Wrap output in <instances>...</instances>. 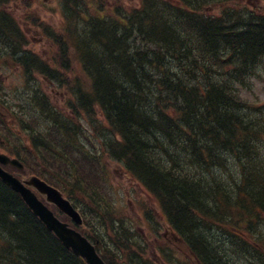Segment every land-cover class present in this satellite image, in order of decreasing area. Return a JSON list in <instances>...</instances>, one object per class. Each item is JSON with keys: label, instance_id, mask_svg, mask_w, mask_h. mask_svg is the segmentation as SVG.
I'll return each instance as SVG.
<instances>
[{"label": "trees", "instance_id": "1", "mask_svg": "<svg viewBox=\"0 0 264 264\" xmlns=\"http://www.w3.org/2000/svg\"><path fill=\"white\" fill-rule=\"evenodd\" d=\"M69 1L61 0L66 17L72 15L64 28L75 27L78 19L89 28L77 27L80 45L72 47L62 62L70 68L74 57L89 75L80 87L66 90L67 106L79 116L83 110L91 112L89 120L99 115L110 133L102 141L107 148L102 158L83 150V160L92 163L90 176H105L102 159L119 163L159 202L167 223L200 264H264V99L247 98L254 94L253 82L264 71V10L250 12L242 0H227V5L222 0H148L146 8L137 1L130 10L121 5L113 8L110 0H71L70 6ZM233 3L236 15L227 10L233 9ZM157 11H165L164 16H157ZM108 20L119 35L101 32ZM177 32L181 38H191L179 48L177 67H162L154 74L148 65L127 64L120 58L129 56L133 48L136 52L157 46L171 51L169 38ZM14 34V40H23L19 32ZM118 36L123 41L107 43V38ZM89 52L96 57L94 66L86 63ZM242 66L244 76L233 79ZM38 73L53 74L48 67ZM105 76H113L107 92L101 87ZM180 79L192 85L185 89L177 82ZM31 89L41 87L35 84ZM92 94L99 103L96 109ZM244 96L247 101L242 102ZM31 99L25 97L16 104L18 111L12 114L24 129L29 124L25 130L32 152L15 145L10 153L65 192L71 190L70 183L75 182L74 189L84 186L81 178L77 184L80 176L72 173L74 168L79 170L71 158L76 154L77 134L82 133L75 122L78 118L60 130L62 116L48 99L41 113L30 120L25 108ZM53 121L57 125L50 126ZM62 160L66 177L60 176ZM14 217L15 211L13 223L0 217V264H11L9 253L32 260L30 264H75L72 253L36 217L28 219V230ZM118 235L125 242L115 243L116 252H109L116 261L149 264L141 258L146 250L130 230L121 227ZM1 236L13 239L5 254ZM103 256L108 259L106 253Z\"/></svg>", "mask_w": 264, "mask_h": 264}, {"label": "bare ground", "instance_id": "2", "mask_svg": "<svg viewBox=\"0 0 264 264\" xmlns=\"http://www.w3.org/2000/svg\"><path fill=\"white\" fill-rule=\"evenodd\" d=\"M71 1V0H70ZM69 1V6H70ZM137 1L141 3L143 8H146V4L148 0H110V4L113 6V8L118 7L121 5L127 10H130V7H137ZM153 1V0H152ZM158 3H166L167 0H155ZM230 1L222 0L223 5L229 4ZM154 5V3H152ZM72 5V3H71ZM162 7L164 4H160ZM190 5V4H189ZM197 4H195L196 6ZM234 7L233 9L228 8V13L231 15H236L237 12L234 10L236 8V5L233 3ZM130 6V7H129ZM194 6V7H195ZM6 7L9 9L8 2L6 0H0V53L6 54V56L18 60V62L14 61L13 65L10 67H13L16 69L18 74L21 75L25 81L30 84L35 81V74L39 71H43L46 69L49 62H57L62 67H65V64L62 62V58L68 57L71 52V48L75 46L80 45V36L77 34V27L81 26L84 28H89L88 24L84 22L82 19H78L76 22L75 27H69L64 28V30L61 31L59 36H52L50 35V32L47 28H44V25H41L40 21L36 20L37 27L42 28L41 30L47 35V39H49V42L53 44V51L49 53V56L52 57L51 59L49 57H44L43 55L36 53L31 50L29 47V40L23 39V40H14L15 34H14V27L10 24L8 17L3 13V11L6 9ZM110 7L112 11L114 9ZM76 11V10H75ZM250 12L254 11L252 9H249ZM255 12V11H254ZM165 11H157L156 15L163 17ZM72 15H69L68 22L71 21ZM82 20V21H81ZM90 25V24H89ZM103 26L100 27L101 32L103 34H114L119 35V29H115V25H113V21L108 20L102 24ZM191 40L190 37L181 38L180 35H178V32L171 35L169 38V41L173 42L170 46L171 51H167L164 49H159L157 46H149L146 47L145 50H139L134 51L135 49H131V54L129 56H120L121 59H125L123 63H131L133 65H140L145 66L148 65L153 69L154 74H157L161 72V69H165L162 67H177L176 65V58H178L179 54V48H183L189 41ZM17 41L15 44L18 45V47H14V42ZM107 43L117 41L121 42L123 41V36H118L115 38H107ZM48 53V51H47ZM26 57H22L24 55ZM31 54V55H30ZM96 59L93 52L87 53L85 56V60L87 65L94 66L93 60ZM38 65V66H37ZM240 65V64H239ZM36 66L35 68H38L39 71H35V68H32ZM90 69V68H87ZM246 68L242 66L239 70L235 72V75H233V79L240 78L244 76ZM251 74L248 73V75ZM89 73L84 71V73L81 70V73L78 74V71H74L70 68H58L56 71L53 72L49 83L43 87L42 89L36 90L35 92L31 93V90L26 91L25 97L31 96V101L28 102L27 107L25 108V112L27 114H31L28 119L31 120V117L33 114L41 113L43 107L45 106V103L49 99L51 102V95L55 93L56 91L60 90H73L75 87H80L83 83V81L88 78ZM178 83L183 84L185 86V89L187 87L191 86L192 83H190V80L188 79H180L177 80ZM255 85V84H254ZM113 86V76H105L103 77L101 87L102 91L107 92L109 89ZM46 88H50V92L46 91ZM6 90L4 87H1L0 89V99H5L3 96V93H5ZM92 98V107L93 109H96L99 106L98 101L94 99V95H91ZM242 102L247 101L245 97H242ZM51 113V111L49 112ZM62 118H60V130L66 128L71 121H74L75 118H78L75 120V122H79L80 130L82 133H78L75 143V150L77 154H81V151L85 150L86 153H104L105 147L104 144H102V141L109 137L110 133L108 129L106 128L105 124L99 123V125H102L103 127H95L93 126L94 123H92V120H89L87 117L91 116V112H88L87 110H83L82 115L72 114L66 116L61 114ZM81 118V119H80ZM57 125V122L53 121L50 123V126ZM90 128L87 129V126ZM25 129H29V124H25ZM22 132V131H20ZM0 137L3 140L11 141L15 139L14 136L9 134H0ZM70 139V137H69ZM93 139L96 140V143H92ZM37 141H41V138L39 135H37ZM95 154L91 155L94 156ZM62 160L60 162V168L63 172H65V164ZM5 172L10 174V171L8 169H4ZM52 172V170H49ZM82 172L84 170H81ZM54 174V173H51ZM79 180L77 181V184H80V178L83 181L84 186L74 189L75 182L70 183L69 186L71 187V190L67 188L66 192L68 196H72L73 193L79 189L80 191V197L75 202L76 206L74 209L73 215H65L62 212H57L53 215V217L59 222H65L68 221L71 223L72 227L81 230L87 234V236L84 238L86 242L91 244V247L93 248L94 252L96 254H101L98 257V261L100 260L103 264H109L111 261L109 259H106L103 254L106 253V255L112 250L111 244L109 243L106 233L101 228V220L99 218V215L97 212L90 213L88 211V206L95 205L98 202V196H100L104 190L107 188L110 192H112L110 186H108V180L105 176H100L99 174L95 176H90L89 172H83L81 175L79 174ZM85 178V179H82ZM44 179V178H43ZM29 178L23 179L20 181V183L26 187L30 188L31 185L27 183ZM88 180V181H87ZM90 182V183H89ZM44 184L48 185L50 184L47 180L44 179ZM62 186V185H61ZM64 187V186H62ZM85 187V188H84ZM64 191L63 188H60ZM257 191H261L260 188H256ZM19 192L14 189L11 185H9L6 182H3L0 178V209L5 212H0V217L3 216L4 221L7 222V220L10 223L13 216L14 211L17 214V218L14 217V219H17V222L21 224L22 227L25 225L27 226V229H29V220H31V217L35 216L33 210L27 205L26 200L21 197L19 198ZM48 210L49 207L44 205ZM155 209L159 210L161 209L159 202L156 201L155 203ZM152 212L150 210H147L145 212V216L151 214ZM5 216V217H4ZM21 219V220H20ZM44 226V225H43ZM12 227V226H11ZM45 227V226H44ZM47 230V228L45 227ZM14 231V230H13ZM219 237V236H218ZM82 238V237H81ZM33 241H36V238H32ZM221 239V237H219ZM13 240V239H12ZM10 238L1 236V253L5 254L9 252L12 248L13 241ZM85 242V241H84ZM60 244L69 250L72 253V261H74L75 264H91L89 263L86 258L81 255L80 252L75 253L72 247L66 246L62 241H60ZM23 255V254H22ZM9 260L11 264H30L32 260L28 258H22V256L18 255L17 253H9ZM111 264H123L119 261L113 262Z\"/></svg>", "mask_w": 264, "mask_h": 264}, {"label": "rangeland", "instance_id": "3", "mask_svg": "<svg viewBox=\"0 0 264 264\" xmlns=\"http://www.w3.org/2000/svg\"><path fill=\"white\" fill-rule=\"evenodd\" d=\"M253 2L254 0H246L244 3L250 5ZM8 5L9 9L6 7V10L11 12V14L16 18V20L20 24L21 29L27 34V37L29 39V47L31 48V50L43 56H48L51 59L52 57L49 56V53L53 51V44L49 42V39H47V36L45 34L41 33V30L39 28L35 27L33 24L27 21V19L35 18L37 21H40L41 25L53 27L55 30L59 29L62 23L65 21V18L60 15L61 13L59 7V0H11ZM261 5L264 6V4ZM23 15L30 16L24 21ZM10 66L11 64L7 60L6 54L0 53V87H4V89L6 90V92L3 93V96L5 97L7 95L9 102L13 92H8L7 89L11 87H16L22 82L21 75L18 74L15 68ZM70 68L74 71H78V74L81 73V65L78 63V60L74 57L71 58ZM259 76L260 77L256 78L253 82L254 94L250 93V96L247 97L250 100H255L257 98L260 100L264 99V71H262ZM41 85L45 87V84L42 81ZM50 90V88H46V91H48L49 93H51ZM244 95L247 96L248 94L244 92ZM68 96L69 95L65 92V90H58L53 93L50 97L52 102L56 101V105L54 106L57 108L58 112L63 115H72L68 110H65V104L66 100H68ZM8 121L9 120L6 119L7 123H9ZM91 122L94 123L93 126L99 127V123H102L103 120L100 118L99 115H96ZM87 129L90 130L88 126ZM92 143H96V140L93 139ZM93 152L94 153L92 154L88 153V155L91 156L93 154H97L94 150ZM84 155H86V153H84L83 151H81V154H71V158L75 159L74 161H76V163L79 165V170H76L74 168L72 172L76 176L79 175V171L81 175L83 172H89L91 168L92 163H89L90 159L84 158L83 160ZM110 169V188L114 193V199L116 201H119L120 195V203L123 206V210L124 206L126 208L127 212H125V215H127V217L129 218L127 219L131 220L134 225L140 227L143 230L145 236H148L146 237L147 241H149L150 243V249L154 248V245L152 244L155 238L154 234L158 235V238L160 239V237H163L162 235L165 233L166 239H168L169 232L171 231L166 227L162 218L159 216L160 212L155 209L154 201L150 199L147 194L144 193V190L140 188V186L136 182L132 181V179L130 178H126L125 173L120 169V166L118 164L111 163ZM81 170L84 171L82 172ZM60 176L66 177L68 175L63 172L60 168ZM126 190L128 191V196L124 195V193H126ZM128 199L132 201V204L127 203ZM143 204L145 208L152 212L154 221L156 222L155 228H157V233H155L153 230L150 231L152 229L151 223H149V221H146L142 216V218L140 217L141 212L138 205ZM163 243L166 242L163 241ZM176 248L178 247L176 246ZM151 252V259L154 260L157 264H162L159 260H157V258H155L157 248L155 251ZM177 254L178 255L176 256H179L181 260L186 261L187 264H191L190 261H187L185 254L180 248H178ZM159 259L164 262L162 258Z\"/></svg>", "mask_w": 264, "mask_h": 264}, {"label": "water", "instance_id": "4", "mask_svg": "<svg viewBox=\"0 0 264 264\" xmlns=\"http://www.w3.org/2000/svg\"><path fill=\"white\" fill-rule=\"evenodd\" d=\"M0 163L10 164L17 168H21V165L15 159H9L5 154L0 153ZM0 178L3 182L8 183L14 189H16L21 196L26 200L27 205L33 210L40 220L47 226L49 230H52L58 238L66 245L72 247L75 253L80 252L86 260L91 264H103L98 256L94 252L91 245L84 240V238L75 231L67 228L66 224L59 223L53 214L36 198V196L26 187H24L18 179L11 174L5 172L0 167ZM29 185L36 187L41 193L46 194L48 201L56 203V205L65 213L69 215L74 214V210L69 203L62 199L59 192L45 185L35 177H30L27 181ZM85 241V242H84Z\"/></svg>", "mask_w": 264, "mask_h": 264}]
</instances>
